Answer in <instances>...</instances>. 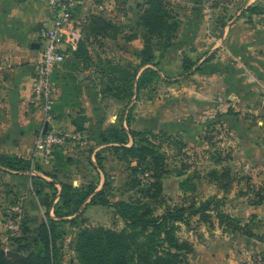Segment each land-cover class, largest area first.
<instances>
[{"label":"crops","instance_id":"1","mask_svg":"<svg viewBox=\"0 0 264 264\" xmlns=\"http://www.w3.org/2000/svg\"><path fill=\"white\" fill-rule=\"evenodd\" d=\"M205 1L211 0H192L198 6L189 11L190 21L186 20L185 16L183 17L184 20L178 28L176 37L165 51L164 56H161L160 50L156 48L155 40L150 37L139 15L131 21L127 20L134 26V29L131 27L132 31L130 29L127 32L137 33L138 38L131 43L124 40L136 61L151 59V63L144 65L138 75L151 64L162 68L165 73L161 76L165 79V75H176L177 72L183 70L184 55L189 56L196 63L195 68L198 67L199 70L190 73L192 84L195 83L192 89L193 94L190 97V109L184 107L182 94L178 97L181 99V106H177L174 112H169V118L166 109L160 110L159 107L150 106L146 98L141 100L139 93H136L131 103L134 105V119L130 125L135 130L150 129L156 132L164 130L170 134L181 135L190 148L194 146L196 149L204 147L206 126L200 122L188 123L186 119L190 113L197 116L203 109L217 106L219 98L225 100L229 98L232 103L234 109L231 108L234 110V115L223 117V122L224 127L234 133L238 142L248 140L252 132L256 133L254 128L261 130V124H264V29L262 28L264 14L251 15L245 11L244 15L239 18L238 14L235 15V12L243 11L248 5L264 0H229L226 5L223 4L225 1L223 0L218 8L207 4L203 6L202 3ZM131 4L134 8L135 1ZM96 7L98 8V4L88 0L80 9L79 15L85 19L94 12L89 11ZM219 18L224 19V22L219 23ZM52 26L50 10L40 0H0V155L16 156L29 160L32 164L31 169L26 171L11 170L0 165V226L4 219L1 210L19 207L29 212L33 238L37 236L38 228L44 222L46 212L49 211V215L55 217V212L51 211L55 210L60 200V182L80 186L81 181L85 180L84 176L79 173H69V167L73 162L71 155L66 154L71 161L58 166L54 157L47 161L41 153L35 151V138L42 122L41 115L32 102V81L42 45V32ZM35 42L39 45L38 48L32 47ZM75 49L76 47H70L66 51ZM88 49L90 60L93 61L90 45ZM72 59L74 62L72 64L81 62V59L77 60L73 57ZM98 61L101 63L102 60ZM83 78L84 89L78 97H72L75 99L74 103H71L69 99L64 101L62 98V101L56 88L55 109L57 107L59 111L56 114L54 110V124L62 125L68 128L67 130H76L73 122L74 114L82 112L88 117L84 124V131L88 133L87 136L91 139V143L95 142L97 147L102 145L101 148H103L105 144H102V140L106 135L105 130L116 117L120 101L113 95L97 91V89H88L87 77ZM102 78L100 77V80ZM76 102L80 103L76 104ZM245 110L256 115L253 114L251 118V120L256 119L253 121V126L248 121L250 114L242 115L246 112ZM177 114L178 117L174 119L173 115ZM255 145L263 149V133H257ZM253 150L256 153L257 150ZM69 151L72 150L69 149ZM107 154L112 156L103 155L105 157L104 176L102 169L97 165L103 180L101 179L100 184L96 185L97 191L100 190L105 182V173L113 175V192L119 189L129 177L126 164L112 153L107 152ZM248 158L255 161L252 156ZM242 160L246 159L242 158ZM38 166L40 169L36 168ZM116 166L121 168L118 175L113 170ZM49 173L56 175L59 181ZM176 178L178 186L175 192L180 196L179 183L184 176ZM40 180L43 184L38 183ZM172 180V177L164 179L165 195L168 194L169 182ZM51 183L55 185L57 192L51 205L47 207L46 201L53 191ZM126 195L128 194H121L117 199H126ZM169 197L166 196L167 202L170 201ZM88 203L89 200L81 207L82 215L87 216L90 212L98 211L102 207L110 208L115 212L113 207ZM181 204L174 203L172 207ZM249 206L263 210L264 204ZM115 214L121 225L118 228L109 225L105 227L121 230L125 227V221L116 212ZM77 215L78 213L65 218L71 219ZM195 221V226L200 225L197 218ZM0 228L2 230V227ZM207 233L208 235L201 236L199 239L193 230L188 231L187 236L193 241L195 247V252L190 258L191 264H231L229 262L234 255L235 243L229 239L234 234L226 233L227 237L223 239L210 232ZM227 254H231L228 260Z\"/></svg>","mask_w":264,"mask_h":264},{"label":"trees","instance_id":"2","mask_svg":"<svg viewBox=\"0 0 264 264\" xmlns=\"http://www.w3.org/2000/svg\"><path fill=\"white\" fill-rule=\"evenodd\" d=\"M131 8L135 9L132 6ZM139 11L143 26L155 40V46L160 50L161 56H164L180 26L170 0H144ZM246 11L251 15L264 14V2L250 6ZM86 19L88 24L85 36L103 35L117 38L122 34L121 38L128 43L138 38L137 33H125L121 27L114 25L103 11L92 12ZM86 40V38L80 40L76 49L71 51L73 58L84 62L91 59ZM147 63H151V59L141 60L132 73H126L128 76L118 69V66H112L110 75L107 76L108 85L104 89V93L113 95L119 101H126L127 114L118 125L105 130L106 135L102 140L105 146L102 149L126 164L129 178L122 185L121 192L127 193L128 198L117 200L110 198L113 181L109 179L111 175L107 173L103 187L98 191L97 185L93 183L74 186L72 183L60 182V203L55 206V217L46 213L47 222L40 224L37 236L33 238L30 220L22 214L24 218L22 217L20 221L22 227L20 235L13 240V244L18 246L20 257L17 259L9 257L4 244L0 241V264H59L61 248L57 245L60 236L58 225L64 220L71 228L80 226L78 223V218L82 215L80 209L88 200L90 205L113 207L125 221V227L121 230L101 225L80 228L79 232L75 233V239L70 241L76 252V264H190L188 256L195 252L194 243L188 238L181 239L177 235V230L180 229V224L190 226L195 218L200 223L215 225L217 222L219 226H224L232 232L264 240V234L255 235L247 224L243 225L238 218L224 212L222 210L224 200L217 195L206 200L195 199L193 194L198 189L195 181L198 177L196 173H186L190 164L184 160L190 159V155L187 152V143L181 135L170 134L164 130L156 132L150 129L135 130L130 127L134 119V105H131L133 97L158 78L157 70L151 67H146L138 75L139 70ZM195 65L189 56L184 55L183 75L199 70ZM115 73L118 75H114ZM177 80L166 77L167 82ZM224 113H220L217 119ZM73 122L76 131H84L85 128L78 121ZM167 149H173L175 156L182 159L181 168L174 173L178 177L186 176L180 181L179 189L185 201L188 197L191 198L190 205L184 201L182 205H174L159 213V209L166 202L164 179L173 173L168 163L170 155L167 154ZM96 155L98 164L103 169L105 157L99 153ZM53 157L58 166L71 161L61 149H56ZM216 161L223 163L224 159L219 155ZM0 165L17 171L30 170L32 167L29 160L4 154L0 155ZM36 168L40 169L39 166ZM146 172L149 174L144 175ZM49 174L56 178L53 173ZM208 176L209 180L225 193L231 190L235 181L231 167L225 165L212 169ZM51 188L53 191L46 201L47 207L51 205L57 192L53 183ZM250 193L254 196L252 204H264V182L259 186L248 183L245 194ZM77 213V217L65 218ZM5 215L3 213V216ZM260 264H264V252L260 256Z\"/></svg>","mask_w":264,"mask_h":264},{"label":"rangeland","instance_id":"3","mask_svg":"<svg viewBox=\"0 0 264 264\" xmlns=\"http://www.w3.org/2000/svg\"><path fill=\"white\" fill-rule=\"evenodd\" d=\"M132 1H135V5L138 2V0H107L105 9L103 10V13L106 15L107 19H110V21L114 25L121 27V29L125 31V33L130 29V31H132L131 27H133L134 29L132 22H128L127 20L131 21L136 15L140 14L139 10L144 2L143 0L140 5H137L135 9H132ZM227 1L229 0H225L223 4L226 5V3H228ZM222 2L223 0H211L205 1L202 4L203 6L208 5L218 8L222 4ZM170 3L172 9L177 14V19L180 21V24L183 22L184 16L186 17V20L190 21L191 18L189 17V11L198 6L194 4L192 0H170ZM252 5L254 4L248 5L243 11L241 10L235 12V15L238 14L237 17H241V15H244L243 13L246 11V9ZM92 11L99 12V9L97 7L92 8L89 12ZM86 18L82 19L79 25L82 33L80 40H85V38L87 39L86 42H88V45H90L91 47V54L94 60H89L87 62L81 61L78 62V64H72L73 56L70 53L71 51H66L65 62L54 73L56 88L58 90L57 92L59 93V95H61V100L62 98L64 101L66 99H69L71 103H74L75 100L72 97H78L80 94H82V91L84 89L83 77H87L88 81H86V83H88V89H97V91H101L104 93V89L107 87L109 82L107 76L110 75L112 66H118V69H120L123 73H125L126 76H128V74L126 73H132L135 67L139 64V62L135 60V56L134 54H132V51L129 50V48L126 46L124 39L121 38L122 34L119 35L117 38H111L103 35H99L97 37L92 35L85 36V28L88 24V19ZM218 20L219 23L224 22V19L219 18ZM98 58L102 60L101 63L98 61ZM103 59L108 60L106 61ZM149 67L157 70L158 78L154 80L147 88L141 89L138 92L139 98L141 100L143 98H146V100L149 101L150 106H154L155 108L159 107L160 110H163V108L166 109L169 118V112H174L177 106H181V99L178 97L182 94L184 97V107L190 109V97L193 94L192 89L195 86V83L192 84L190 74L183 75L182 70L181 72H177L176 75L168 76L171 78L177 77L178 80L176 82H167L166 79L161 76L162 73H165L162 68H159V66L156 64H151ZM114 75H118V73H115ZM100 77H103L102 80H100ZM165 77H167V75H165ZM260 87L261 85L259 84V89ZM219 96L224 97V95ZM134 99L135 97H133V100ZM229 100L230 99L228 98L227 101L229 102L230 107L217 120L215 119V122L206 123V121L202 120V116L204 115V113L211 109H215L217 106L205 108L197 116L194 115V113L189 114V111L187 112L189 114V117H187L188 119H186L189 121L188 123H203L206 126V132L204 133V147L196 149V147L194 146L190 148L187 145V152L190 155V159L184 161L189 163L190 166L186 169V173L197 174L198 178H196L195 181L197 183L198 189L196 193L193 194L195 196V199H197L198 201L206 200L213 195H217L218 197L224 200V205H222V210L224 212L226 211V213H230L232 216L238 218L243 225L247 224L248 228H250V230H252L255 235L261 236L264 234V206L263 210L261 208H251L249 205L252 204L254 196L252 193L245 194V191H247L248 189V183L250 185L259 186L261 183L264 182V147L263 149H260L258 145H255V142H257V133L264 134V124H261V130L254 128V132L256 133L252 132V135L249 137L248 140H246L245 142H238V140L234 136V133L228 128L226 129L224 127L223 117H231V115H234V108L232 107V103ZM232 102H234L233 99ZM78 103L76 102V104ZM125 103L126 101L119 102L120 106L118 108L116 117H114L113 121L108 124L106 130L112 127L113 125H118L123 119L122 117L126 116L127 107ZM78 107H80V105H78ZM55 111L57 114L59 108L56 107ZM83 111L85 110L83 109ZM245 111L246 112L242 115L245 116L247 115V113H249L251 117L248 118V121L253 126V121H255L256 119L251 120V118L254 113L248 110ZM174 117H178V114L173 115V118ZM87 118V115L82 112L74 114V119L78 121L79 124L83 127H85L84 124L85 121H87ZM57 127L68 129L62 125ZM70 131L81 133V137L76 138V140L72 141L71 144H68V152H65V155H71L70 157H72L71 159L73 161L71 163V166L69 167V173L72 174L73 172H76L84 176L85 180H82L80 185H87L88 183H93L97 185L100 184V181L101 179L103 180V177L100 175L101 171H99L100 168H98L99 164L96 153H99L100 155H105V157H110L112 155L107 154V152L101 148L102 145L97 147V144H95V142L91 143V139L89 138V136H87V132H80L76 130ZM69 149H71L72 151H69ZM253 149L257 150L256 153ZM174 153L175 152L173 149H167V154L170 155L168 163L170 168L173 170V173L168 177H172L173 180L172 182H169L168 194L166 195L170 196V201L167 202L166 200L167 204L165 203L162 208L159 209V213L163 212V210L168 207H172L174 203L180 204L185 201L183 199L182 192L180 196L175 192L178 186V180L174 172H176L177 169L181 168L182 159L180 157L175 156ZM250 154L255 159V161L250 160L248 158L251 157ZM219 155H221L224 159L223 163L216 161V157ZM242 158H245L246 160H242ZM221 165L230 166L235 175V181L233 182V186L231 190L227 193L221 191L214 182L209 180L208 176L209 172L212 169L219 168L221 167ZM120 169L121 168L118 166L113 168V170L117 172L116 175L119 174ZM102 172L104 176V169H102ZM148 174L149 173L146 172V174L144 175ZM112 177L113 175H111L109 179L114 182V179ZM55 179L59 181L57 176ZM121 182L122 180L120 181V183ZM38 183L43 184L42 181H39ZM123 184L124 183L121 184L119 189H115L113 192H111L110 198L112 200H115L120 197L121 194H124L123 192H121V187ZM127 198L128 195H126V199ZM190 198L191 197H188V199L185 201L187 202V205H190ZM1 211L2 213L6 214L4 218L10 215L11 218L15 219V215L18 213L19 216L17 220L19 221V223L21 219L24 218V214L26 218L30 220L29 212L27 210L24 211V209H21L19 207L16 210L6 208L5 210L2 209ZM54 211L55 210H52L51 212L54 213ZM46 213H49V211ZM115 216L116 214L114 210H110V208L107 207H102L98 211H95L93 213L90 212V214L87 216L85 214L79 216L78 223H80V226L78 227L71 228L63 220L60 225H58V233L60 234V236L57 239V245L61 248L59 264H76V252L71 246L70 241L72 239H75V233L79 232L80 228L95 227L98 225H109L118 228L121 223L119 221V218H116ZM216 220L217 219H215V221ZM44 221L47 222L46 215H44ZM3 223L4 219L2 225L0 226L2 227V230L0 228V241H2V243L4 244L6 252L15 251L19 254V256L17 257L19 258L20 253L17 251L18 246L16 244H13V240L20 234L19 232H16L15 230L9 227H5ZM194 224H196L195 219L191 221L190 226L180 224V229L177 230V235L181 239H186L188 238V231L193 230L194 234L199 236V239L201 236L208 235L207 232H210L213 235L219 236V238L224 239V237H227L226 233L230 234L232 232L229 229L224 228V226L222 227L218 224L211 225L209 223L204 222H201L198 226H195ZM21 229L22 227H20V231ZM232 234H234V236H232L229 241H234L233 243H235V250L233 249L234 255L232 257L230 256L231 254H227L226 256L227 260L228 257H231V261L229 263L260 264V256L263 255L264 252V240H260L256 236H246L240 232H232ZM247 250L251 251V255H248L246 253ZM191 256L192 254L188 256L190 264V258H192Z\"/></svg>","mask_w":264,"mask_h":264},{"label":"built area","instance_id":"4","mask_svg":"<svg viewBox=\"0 0 264 264\" xmlns=\"http://www.w3.org/2000/svg\"><path fill=\"white\" fill-rule=\"evenodd\" d=\"M48 6L52 28H46L42 32V45L39 57L35 64V74L32 81V102L41 115V127L35 138V151L42 154L48 161L53 157L56 149H61L64 153L68 149V144L76 138L81 137V133L57 127L54 124L56 105V83L54 73L65 61L66 50L70 47H77L82 33L79 27L82 17L80 9L88 0H40ZM98 4L99 11L105 9L107 0H89ZM264 29V21L262 23ZM230 107L229 102L219 98L218 105L204 113L202 120L208 122L217 119L220 113L226 112ZM16 210L17 208H11ZM18 216L13 219L9 215L4 218V226L16 232L20 231ZM248 255L251 251L247 250Z\"/></svg>","mask_w":264,"mask_h":264},{"label":"water","instance_id":"5","mask_svg":"<svg viewBox=\"0 0 264 264\" xmlns=\"http://www.w3.org/2000/svg\"><path fill=\"white\" fill-rule=\"evenodd\" d=\"M143 0H138V2L136 3V5L134 7H136L137 5H140L142 3ZM37 43H33L32 47L38 48L39 45H36ZM7 254L11 257L17 258L19 256V254L15 251H7Z\"/></svg>","mask_w":264,"mask_h":264}]
</instances>
